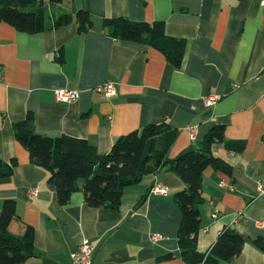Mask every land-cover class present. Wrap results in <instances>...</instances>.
<instances>
[{"label":"crops","instance_id":"1","mask_svg":"<svg viewBox=\"0 0 264 264\" xmlns=\"http://www.w3.org/2000/svg\"><path fill=\"white\" fill-rule=\"evenodd\" d=\"M262 1L67 0L49 7L52 16L88 10L94 26L85 34L75 16L58 29L51 17L48 30L34 34L0 22V159L18 162L12 177L0 179V219L5 202L15 200L20 220L10 231L19 236L33 228L38 257L30 264H70L85 240L95 246L93 264L190 262L178 243L182 214L174 197L185 184L175 172L162 170L127 188L119 209L90 207L82 192L61 206L48 173L30 162L16 138L15 125L29 113L37 133L87 140L100 155L122 136L167 122L179 132L170 151L177 159L224 125L226 139L246 148L235 153L222 144L212 147L234 173L204 174L198 251L209 252L222 230L232 228L245 244L234 261L220 264H264L253 243L264 236ZM65 3L68 9L58 13ZM116 17L164 22L168 37L186 41L182 66L175 68L157 49L108 36L103 20ZM109 81L116 83L114 96L96 91ZM61 90L77 91L78 100L59 102ZM210 95L220 96L213 106L205 102ZM156 185L168 193L151 194ZM155 234L163 239L154 243Z\"/></svg>","mask_w":264,"mask_h":264},{"label":"trees","instance_id":"2","mask_svg":"<svg viewBox=\"0 0 264 264\" xmlns=\"http://www.w3.org/2000/svg\"><path fill=\"white\" fill-rule=\"evenodd\" d=\"M64 1L67 0H0V22L10 24L19 32L34 34L48 30V18L54 17L52 28L58 29L72 24L75 16L78 32H89L94 22L86 9L52 16L49 7L55 8ZM103 28L113 39L157 49L175 68L183 64L186 41L168 37L164 22H134L116 17L104 19ZM34 118L29 113L26 120L15 125L16 138L28 151L30 162L48 173V181L56 187L61 206H67L74 193L82 192L90 207L119 209L127 188L162 170L173 171L185 184V189L174 197L182 214L178 243L184 259L190 264H220L232 262L241 254L244 238L232 228L222 230L209 252L201 253L197 247L204 174L208 169L229 176L234 173L228 162L212 153V147L222 144L235 153H242L246 148L245 142L226 139L224 125H216L206 135L202 151L182 153L179 159H171L170 151L179 132L167 122L150 124L122 136L108 154L100 155L97 147L87 140L37 133ZM17 166V160L8 164L0 159V179L12 177ZM16 220H20L17 202L7 200L0 219V264H30L38 257L33 228H27L19 236L10 231ZM253 243L264 253V236L257 237Z\"/></svg>","mask_w":264,"mask_h":264},{"label":"built area","instance_id":"3","mask_svg":"<svg viewBox=\"0 0 264 264\" xmlns=\"http://www.w3.org/2000/svg\"><path fill=\"white\" fill-rule=\"evenodd\" d=\"M264 3V0L262 1ZM3 80V71L2 67L0 66V82ZM98 93L104 94L107 97H112L116 94V83L109 81L106 82L96 88ZM79 93L77 91H67L61 90L57 92V99L61 103H70L78 100ZM220 96L218 95H210L206 97V104L208 106H213L218 100ZM112 119V117H111ZM194 138V135L192 134ZM151 194L155 195H164L168 193V189L166 187L156 185L151 189ZM214 218H217V214L213 215ZM152 241L154 243L160 242L163 237L161 235L155 234L152 236ZM94 250L95 246L90 241L85 240L81 246L78 248L77 251L71 253V263L70 264H93L94 262Z\"/></svg>","mask_w":264,"mask_h":264},{"label":"water","instance_id":"4","mask_svg":"<svg viewBox=\"0 0 264 264\" xmlns=\"http://www.w3.org/2000/svg\"><path fill=\"white\" fill-rule=\"evenodd\" d=\"M204 149V145L203 144H196L190 148H188L184 154H188V153H191L193 151H202ZM180 157H178L177 159H179Z\"/></svg>","mask_w":264,"mask_h":264},{"label":"rangeland","instance_id":"5","mask_svg":"<svg viewBox=\"0 0 264 264\" xmlns=\"http://www.w3.org/2000/svg\"><path fill=\"white\" fill-rule=\"evenodd\" d=\"M66 4V3H65ZM264 4V3H263ZM68 9L67 4L66 5H62V8L60 10H58V13H60L61 11ZM51 23L50 19H47V24L49 25Z\"/></svg>","mask_w":264,"mask_h":264}]
</instances>
